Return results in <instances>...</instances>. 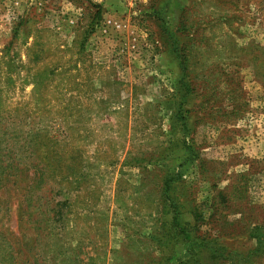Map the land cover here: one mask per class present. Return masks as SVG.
Instances as JSON below:
<instances>
[{
	"label": "rangeland",
	"instance_id": "374dc122",
	"mask_svg": "<svg viewBox=\"0 0 264 264\" xmlns=\"http://www.w3.org/2000/svg\"><path fill=\"white\" fill-rule=\"evenodd\" d=\"M0 264H264V0H0Z\"/></svg>",
	"mask_w": 264,
	"mask_h": 264
},
{
	"label": "trees",
	"instance_id": "16d2710c",
	"mask_svg": "<svg viewBox=\"0 0 264 264\" xmlns=\"http://www.w3.org/2000/svg\"><path fill=\"white\" fill-rule=\"evenodd\" d=\"M255 237L257 238L259 243H262L263 238L260 235H258L256 232H255ZM183 239L185 240L186 243V250L191 255L195 253L196 247H198L200 244L207 245V243L200 242L201 240H199L198 237L192 236L190 233L184 232ZM186 261L188 262L189 260Z\"/></svg>",
	"mask_w": 264,
	"mask_h": 264
}]
</instances>
